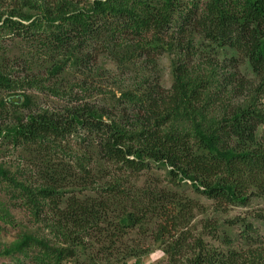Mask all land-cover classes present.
Segmentation results:
<instances>
[{"label":"rangeland","instance_id":"1","mask_svg":"<svg viewBox=\"0 0 264 264\" xmlns=\"http://www.w3.org/2000/svg\"><path fill=\"white\" fill-rule=\"evenodd\" d=\"M27 1L39 4L42 0H0V27L9 13L13 14L9 17L12 21L20 22L18 29L26 27L32 19L40 18L38 9L24 6ZM73 1L79 2L78 9L88 10L92 0H86L85 6L81 5L83 0ZM185 2H188V9L190 1L183 0ZM195 2L201 10L204 0ZM200 14H196V19ZM19 16L30 20L24 21ZM173 19L178 20L177 16ZM39 21L44 28L47 21ZM52 25H57V22ZM181 26L180 22L170 23L159 35L155 32L138 37L116 34L109 40L108 52L107 47L104 50L106 41H88L84 50L96 55V59L82 68L76 62L75 54H68L70 42L64 43L65 50H51L37 44L30 32L21 31L16 36L10 30L0 28V75L12 81V87H17L11 91L0 89V169L4 171L0 180V264H15L16 256L7 253L15 244H21L25 237L45 243L56 253L60 251V258L50 257L49 264L55 261L58 264H170L165 246L184 236L186 240L182 243L183 250L178 253L180 257L174 256L181 264L189 244L198 239L206 251L224 253L236 250L248 256L250 251L260 250L263 256L264 224L259 220V215L264 212L263 187L258 195H248L245 204L226 206L196 192L190 181L180 180L179 175L173 177L169 167L160 163H151L136 177H128L123 171L119 172L116 165L99 158L95 140L82 129L36 146H17L10 136L5 137L6 130L16 121L24 123L32 113L60 112L80 101L106 109L109 117L117 120L123 111L129 116L134 115L135 109L130 101L135 103L138 100L132 99L137 97V90L140 93L152 91L162 106L161 103L173 95L175 69L182 66L187 71V78L181 81V91L178 95L176 93L173 107L156 116V124L164 132L187 134L192 153L204 154L205 151H201L193 140L195 131L210 133L233 107H249L264 112V90L260 93L255 91L257 76L237 51L204 38L200 33L201 27L187 25L180 33ZM104 35L101 34L100 39H106ZM142 38L140 43L133 44ZM113 39L120 40V43L113 46ZM95 51L101 52L97 55ZM194 86L205 90H199L201 101L193 104L196 108L190 110L185 103L188 91ZM182 94L185 98L177 99ZM16 95L21 98L13 107L8 96ZM166 118L168 120H164ZM130 131L133 136L138 134L137 129L132 131L130 128ZM260 131L261 127L257 134ZM51 166L61 170L60 180L68 175L59 184V192L63 195L58 209L65 207V199L70 196L77 197L79 201L86 198L105 201L106 209H109L108 217L96 223L98 229L88 236L79 234L80 241L77 242L80 244L63 242L54 233L56 211L51 207L42 206L39 217H33L31 207L26 203V193L19 187L22 185L29 191L38 189L43 182V174L50 175L48 170ZM111 186L124 191L128 199L111 197V193L105 192ZM147 192H154L158 196L155 199H159L162 192L165 204L172 199L177 209L187 201L195 207L189 214L180 208L183 222L170 232L171 238L156 242L152 239V223L158 219L153 217L150 220L151 215L144 221L150 220L149 226L140 229L136 226L113 238L117 235L113 225L119 217V209L129 206L130 200L135 206L138 202L144 203L139 198ZM142 197L145 201L150 199ZM113 199L116 200L114 204ZM230 222L235 224L229 225ZM213 223L216 229L211 227ZM247 224L252 230L242 234L240 230ZM185 232L188 235H184ZM30 247L33 248L31 253L45 250L37 243Z\"/></svg>","mask_w":264,"mask_h":264},{"label":"trees","instance_id":"2","mask_svg":"<svg viewBox=\"0 0 264 264\" xmlns=\"http://www.w3.org/2000/svg\"><path fill=\"white\" fill-rule=\"evenodd\" d=\"M188 1L191 6L186 9L188 2L183 3V0H92L88 10L78 9L79 2L73 0H42L39 4L27 1L24 6L38 9L40 18L29 21V17L19 16L29 23L26 27L18 29L20 22L12 21L9 17H13V14L9 13L8 18L2 20L0 28L8 29L16 36H19L21 31L30 32L37 44L40 43L51 50L64 49V43L70 42L67 52L71 56L75 54V60L82 68L96 59V55L84 50V44L88 41H106L104 50L107 47L108 52L109 40L116 34L126 33L138 37L155 32L159 35L173 22L182 24L180 33H183V27L194 25L201 27L200 33L207 40L217 45H227L237 51L251 72L257 76L258 86L255 91L263 92L264 0H204L201 10L197 7L196 0ZM81 5H87L86 0H83ZM198 12H201V16L196 19ZM173 16H177L178 20L174 21ZM41 19L47 21L44 28L39 21ZM55 21L57 25H52ZM49 27L52 31L48 30ZM101 34H106V39H100ZM138 40L133 44L140 43L143 38ZM112 41L113 46L120 43V40ZM74 49L76 52H71ZM95 52L98 55L101 51ZM174 76L175 82L171 89L173 95L168 101L161 103L162 106L158 104V99L154 97L156 95H152V91L147 93L145 90L140 93L137 90V97L132 99L138 100L135 103L130 101L131 107L135 109L134 115L129 116L123 111L124 114L117 120L109 117V111L106 109L80 101L64 108L62 112L32 113L26 117L24 123L16 121L13 127L6 130L5 137L10 136L17 146H36L43 144L45 140L54 142L76 129H82L95 140L99 158L116 165L118 171H123L128 177H136L148 169L151 163H160L169 167V173L173 177L179 175L180 180L190 181L193 189L207 199L224 203L226 206L245 204L248 195H258L261 188L264 189V112L249 107L231 108L210 133L195 131L193 140H196L198 148L205 153L193 154L189 145L190 136L164 132L156 124V116L173 107L176 93L178 95L181 91V81L187 78V71L178 66ZM13 85L12 81L0 75V89L11 91L17 88L12 87ZM199 90L205 88L194 86L188 91L185 103L188 109L194 110L196 106L193 104L200 103ZM8 98V102L14 107L21 97L16 95ZM183 98V94L180 98L177 97ZM259 127L261 131L257 134ZM130 128L132 131L137 129L138 134L133 136ZM48 172L50 175L43 174V182L36 190L29 191L19 185L26 193V203L31 207V214L35 218L39 217L42 206L51 207L56 211L54 233L59 235L63 242L66 240L72 245L80 244L77 242L80 241L79 234L81 237L92 234L99 228L96 223L101 218L108 217L109 209H106L105 201L97 202L88 198L79 201L74 196L66 198L65 207L58 209L63 195L59 192V184L68 175L60 180L61 170L53 166ZM3 176L4 171L0 169V180ZM247 185H250L248 190ZM105 192L111 193V197L115 196L116 200L128 199L125 192L117 187H108ZM142 195L150 199L145 201ZM162 195L161 192L159 199H155L158 196L154 192L143 193L139 201L144 203L138 202V206H135L133 200H130L129 206L119 209V217L113 225V231L117 235L113 238L136 226L138 229L149 226L153 217L158 221L152 223V239L156 242L173 237L170 232L183 222L181 219L184 211L189 214L195 205L187 201L177 209L172 199L165 204ZM43 202L46 205H43ZM180 208L183 210L182 214ZM148 215H151L150 220L145 223ZM259 220L264 224V212L259 215ZM233 224L235 223H229ZM211 227L216 229L214 223ZM251 230V225L247 224L242 226L240 231L243 234ZM183 234L186 235L187 232ZM184 240L186 236L183 239L176 238L174 244L167 243L165 246V254L169 256L170 264H181L174 256L180 257L178 253L183 250ZM32 243H37L45 250L38 249L31 253ZM189 245L184 252L183 264H264V252L262 256L260 250H252L246 256L236 250L224 253L206 251L199 239L193 240ZM54 251L55 249L45 243L25 237L21 244L12 246L7 254L16 256L15 264H49L50 257L54 256L55 260L60 258V251ZM53 264L58 263L55 261Z\"/></svg>","mask_w":264,"mask_h":264}]
</instances>
